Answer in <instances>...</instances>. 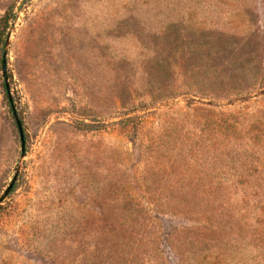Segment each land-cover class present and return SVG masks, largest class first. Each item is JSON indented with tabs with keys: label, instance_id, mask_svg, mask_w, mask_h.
Here are the masks:
<instances>
[{
	"label": "rangeland",
	"instance_id": "rangeland-1",
	"mask_svg": "<svg viewBox=\"0 0 264 264\" xmlns=\"http://www.w3.org/2000/svg\"><path fill=\"white\" fill-rule=\"evenodd\" d=\"M9 9L0 264H264V0Z\"/></svg>",
	"mask_w": 264,
	"mask_h": 264
},
{
	"label": "water",
	"instance_id": "water-1",
	"mask_svg": "<svg viewBox=\"0 0 264 264\" xmlns=\"http://www.w3.org/2000/svg\"><path fill=\"white\" fill-rule=\"evenodd\" d=\"M13 24H11L7 31H6V35H5V39H4V44H3V49H2V56H1V74L4 80V87H5V91H6V95H7V99L9 102V107H10V111L12 114V117L14 119L18 134H19V140H20V155H19V160H18V164L15 168V171L10 179V181L8 182V184L4 187V189L2 190V192L0 193V202L8 195V193L11 191L17 176L19 174V170H20V165L23 161V157L25 155V136H24V130H23V126H22V122L17 114L11 93H10V83L8 81V72H7V60H6V56L8 53V49L10 47V35H11V31L13 28Z\"/></svg>",
	"mask_w": 264,
	"mask_h": 264
},
{
	"label": "trees",
	"instance_id": "trees-1",
	"mask_svg": "<svg viewBox=\"0 0 264 264\" xmlns=\"http://www.w3.org/2000/svg\"><path fill=\"white\" fill-rule=\"evenodd\" d=\"M13 18V13L11 11V9H9L8 11L5 12V14L3 15V17L0 19V22L2 24L3 27H6L9 20ZM92 125H90L89 123H84L80 126V128H86V129H91L93 127H91Z\"/></svg>",
	"mask_w": 264,
	"mask_h": 264
}]
</instances>
